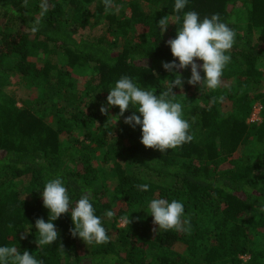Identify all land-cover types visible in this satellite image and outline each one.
I'll list each match as a JSON object with an SVG mask.
<instances>
[{
	"label": "trees",
	"instance_id": "trees-1",
	"mask_svg": "<svg viewBox=\"0 0 264 264\" xmlns=\"http://www.w3.org/2000/svg\"><path fill=\"white\" fill-rule=\"evenodd\" d=\"M23 3L0 0V246L43 264H264V0H187L180 13L175 0H112L109 10L102 0H48L43 16L41 0ZM187 11L219 14L235 44L215 91L189 85L190 66L179 71L185 98L173 91L194 139L161 153L140 143L139 126L123 123L134 108L119 120L118 107L108 116L99 109L122 76L156 95L175 79L162 62L174 60L167 41ZM165 16L168 36L157 27ZM98 20L103 32L95 34ZM256 108L260 121L249 122ZM57 176L71 206L91 190L108 243L74 238L64 214L53 222L58 240L38 248L35 222L49 220L42 190ZM143 184L147 192L136 187ZM160 198L183 203L189 231L154 233L148 204ZM122 216L132 223L120 226Z\"/></svg>",
	"mask_w": 264,
	"mask_h": 264
},
{
	"label": "clouds",
	"instance_id": "clouds-1",
	"mask_svg": "<svg viewBox=\"0 0 264 264\" xmlns=\"http://www.w3.org/2000/svg\"><path fill=\"white\" fill-rule=\"evenodd\" d=\"M105 10L112 6V0H102ZM28 0H24L23 7H27ZM187 0H175L174 11L180 13L186 8ZM49 9L48 0H41L40 15L43 16ZM180 20V16L175 17ZM171 18L165 16L158 21L157 27L162 36L168 26L173 24ZM40 21L37 20L31 27V32L39 30ZM236 32L222 22L219 14L201 19L196 11L184 12L182 24L177 28L176 37L167 41L171 54L174 57L172 62H162L163 69L174 75L175 79H165L167 87L156 95V91H148L138 87L133 79L122 76L115 82V86L109 88L106 105H101L102 115H109V109L119 108L118 120L123 117L131 106L135 111L124 118L123 123L135 129L140 127L142 138L140 143L146 149L158 150L165 153L168 150L176 149L186 143L192 142L194 136L190 132V123L183 118V106L176 101L178 96L173 89L179 88L183 94L184 80L179 71L191 68V77L187 80L189 85H199L210 91H215L221 86L224 69L231 62L230 51L235 44ZM178 60L179 63L175 61ZM202 61V65L195 61ZM201 71L203 76H201ZM180 94V95H181ZM185 98V96H184ZM221 100L223 97L220 98ZM215 102V98L213 101ZM139 113L137 115L136 113ZM114 117V118H115ZM142 117V119H141ZM117 120V121H118ZM117 123V122H116ZM106 125V124H105ZM114 136L112 130L107 132ZM139 191L147 192L148 184L137 185ZM43 206L49 211V220L38 218L35 222L38 239V248L45 245H53L59 238V233L53 223L64 214H70L74 227L70 229L71 235L79 237L86 245H102L109 242V235L102 224L100 216L96 215L91 202V190L82 189V195L71 206L68 189L64 180L57 176L48 180L42 190ZM154 233L187 232L190 230V219L185 217L184 205L178 200L169 202L166 199H152L148 204ZM104 215L111 219L115 213L112 210L106 211ZM149 215V214H148ZM120 222L124 225L131 224L129 216H122ZM9 228L13 227L11 224ZM21 236V239H24ZM61 249L62 246H61ZM0 264H43L34 255L24 251L21 255L15 246H0Z\"/></svg>",
	"mask_w": 264,
	"mask_h": 264
},
{
	"label": "rangeland",
	"instance_id": "rangeland-1",
	"mask_svg": "<svg viewBox=\"0 0 264 264\" xmlns=\"http://www.w3.org/2000/svg\"><path fill=\"white\" fill-rule=\"evenodd\" d=\"M128 9H126V16L128 15ZM118 13V12H117ZM100 22H102V21H100V20H98V24H97V26H96V28L94 29L95 31H94V33L95 34H97V33H101V32H103V25L100 23ZM100 23V24H99ZM243 24H245V22L243 23V20H242V23H241V25L243 26ZM101 29V30H100ZM168 30H169V28H168ZM165 34V36H168L169 35V33L168 32H165L164 33ZM258 35H256V37H257ZM78 81H79V83H82V79L81 78H79L78 79ZM192 87H194V86H192ZM19 89V88H18ZM261 90L264 92V82L262 83V87H261ZM26 96V94L24 93V91L23 90H21V89H19V91H18V97H25ZM18 105L19 106H21V104L20 103H18ZM257 112H259V110L257 109ZM51 121H52V119H51V117H48L47 118V120H46V122L47 123H51ZM18 181H16V183H17ZM107 185H108V187H109V190L111 191V189H112V187H113V183H112V181H108V183H107ZM26 186V183H18L17 184V187L20 189V191H21V194H22V197L23 198H28L29 196L27 195V194H25V192H23L24 190H23V187H25ZM112 193H110V194H108V196H110ZM120 226H123V224H121ZM176 249H177V251H179V252H182V251H184V247L182 246V245H178L177 247H176ZM245 260H248V258H244Z\"/></svg>",
	"mask_w": 264,
	"mask_h": 264
},
{
	"label": "built area",
	"instance_id": "built-area-1",
	"mask_svg": "<svg viewBox=\"0 0 264 264\" xmlns=\"http://www.w3.org/2000/svg\"><path fill=\"white\" fill-rule=\"evenodd\" d=\"M257 109H258V108H256V109L253 111L252 115L250 116L249 122L260 121V118H259V116H258V113H259V112H257ZM258 110H259V109H258Z\"/></svg>",
	"mask_w": 264,
	"mask_h": 264
}]
</instances>
